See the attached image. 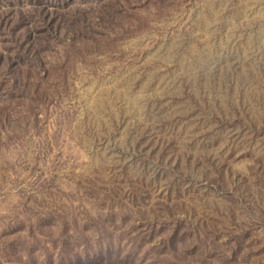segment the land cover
Returning a JSON list of instances; mask_svg holds the SVG:
<instances>
[{
    "label": "rangeland",
    "instance_id": "rangeland-1",
    "mask_svg": "<svg viewBox=\"0 0 264 264\" xmlns=\"http://www.w3.org/2000/svg\"><path fill=\"white\" fill-rule=\"evenodd\" d=\"M0 264H264V0H0Z\"/></svg>",
    "mask_w": 264,
    "mask_h": 264
}]
</instances>
